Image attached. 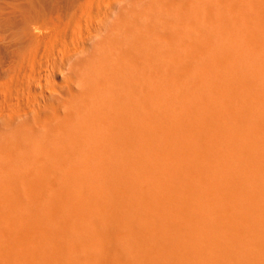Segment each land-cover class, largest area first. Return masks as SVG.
<instances>
[{"label": "rangeland", "instance_id": "obj_1", "mask_svg": "<svg viewBox=\"0 0 264 264\" xmlns=\"http://www.w3.org/2000/svg\"><path fill=\"white\" fill-rule=\"evenodd\" d=\"M263 9H264V1L263 0H235L232 26L230 25L229 29H225V30L223 29L221 31L217 46L211 48L210 50H207V48H204V49H201V50L194 52V53H193V51H194L193 49H189L188 51L191 55V60L189 61L187 66L185 65L186 68L184 69V66L183 67L182 66L177 67L178 65L172 66L171 71H170V74L172 75L171 76L172 82L170 80L168 85L166 86V88H167L166 93L164 92V94L162 93V96L158 95L156 97V99H154L153 111L151 110L152 112H154V114L152 113L153 115L151 117L152 122L151 121H148V122L145 121V122H142L144 126L143 125L139 126V128H140L139 134L140 135L138 136V141H137V144L135 146L137 153L134 157L123 158L124 157L123 152H127L132 147H129L126 144H122L121 149H123V150L119 156H118L119 151L116 152L114 147H112V148L108 147L110 150V155L107 156L104 160H102L101 158H98V157H100L99 155H95V156L75 157L69 161H56L55 159L46 158L48 156L47 155V148L50 150L51 154L54 153V154L62 155L63 153H70L72 150V145L74 143H76L78 140H80L82 138H87L81 142L82 144L84 142L88 143L91 141V139H90L91 135H89L87 133L84 134L80 130H74L73 128L67 127L65 129L64 127H62L63 124L61 123V120L57 119L56 117L53 116L52 111H47L45 113H41L42 118H40V119H43L45 121L43 124H39V120H36L35 116L32 115L31 113L21 116L23 110L26 109L27 105H28V91L30 88V73L26 72V69H27V71H29V67L27 64L28 61H26L22 55L23 46L26 44V42L24 41V36H23L22 32L25 30V28L28 25L26 23L24 13L21 9L20 0H0V145L4 146L5 139L8 138L9 136H12V138H13L12 142L13 143L10 146H14L15 149L13 150V152L15 154L17 152H19L20 154H22L23 152H30L31 153V155L28 157L30 159H17V158H14L15 156H13V159H7L6 158V157H8L7 155H5V157L3 156L2 158H0V223L3 224V226L9 225V224L11 226L13 225L12 227H10L11 230L8 232V234L5 237L0 236V246L6 247L8 244L11 245L10 241L12 240V237H14L15 234H21V232L18 231L19 227L16 225L24 223L27 226L28 225L35 226L34 228H29V227L27 228L29 230L30 235L34 236L33 239L29 240V238H28L26 240V245H25L26 248L23 249L22 247H19L15 253L18 256L26 255L28 264H38L39 258L42 255H47L48 260H46V261L49 262V260H50V262H52L51 257H49V256H55L56 253L59 252V250L55 246L56 245V237L58 236L57 234L62 231V229H63L62 224H65V222L68 220L66 222L67 224L73 223L72 227H71V233L68 234V238H69L68 240H70V243L68 245V240H67L68 246L66 245V247L68 248V250L66 248L65 249L66 252L64 251L63 253L60 251V253H62V255L59 256L60 261H57L56 263L64 264L66 262V261L63 262L64 260L69 261V259H70L71 264H73V263L74 264H97L98 262H104V264H154V263L155 264H159V263L160 264H174V263L177 264L176 261L179 263L182 260L181 258H183L182 264L183 263L184 264H187V263L190 264L191 262H192V264L193 263L196 264L197 260H199L201 262L202 261L201 259L203 258V260H205V261H202L203 263L205 262L204 264H264V213H263L264 211L262 210V207L264 209V200H263L264 199V196H263L264 195V171L262 172V169H263L262 167H264V165L263 166L261 165L264 162V158H263L264 153H261V152H264V150L261 151V149H264L263 148L264 147V135H259L260 132L257 131L259 128L264 126V24H263L264 12H263ZM221 19L225 20L224 17H222ZM32 21H34V23H35V20H32ZM193 56H194V58H193ZM181 68L184 69L186 71V73L184 72L183 75L185 77L182 76V78L179 79V81H180L179 82L177 77L174 78L173 76H175L177 74V72H180ZM174 69L178 70L175 75L172 74L173 72L176 71V70L174 71ZM169 84H170V86H169ZM170 93L172 94V96ZM168 96H170V98ZM159 97H161V98H159ZM157 98H158V100H157ZM167 98H168V101H167ZM160 100H161L162 104H160ZM158 102L160 105L158 104ZM166 102H168L169 106L164 105V104H167ZM155 103L157 105H155ZM158 106L159 107L162 106V107L158 108ZM164 107H166V108H164ZM227 108H229V109L231 108V110H233V111H234V108L237 109L238 115H233L232 113H234L235 111L234 112H232L231 110L229 111V109H227ZM157 109H159V110H157ZM213 111L214 112L216 111L215 114ZM225 111H226V113H225ZM57 112H58L60 117L64 118L65 113H64L63 109L59 108ZM142 112H144L146 114L145 110H143ZM142 112H141V114H139V116L141 118L143 115L145 116V114H143ZM208 112L211 115L208 114ZM222 112H224V114H226L225 115L226 117L223 116ZM212 115H214V117L216 115V117L213 118ZM205 116H207V117H205ZM192 117H194V118L192 119ZM211 117L213 118V120L214 119H216V120L212 121ZM190 118L192 119L193 122L191 121ZM223 118L224 119L227 118V120H224ZM143 119L144 118H142V121H143ZM195 119H197V120H200V119L204 120L205 119L209 122L212 121L213 123L217 122V125L220 126L219 130H223V129L225 130V131L223 130L224 134L221 133L217 137L218 143H219V146H218L219 148L218 147L217 148L219 149V152H221L219 154L222 156L223 160L226 157L228 158V159L226 158L227 160L225 162H228L227 164H229V167H228L229 169H227V172L224 171L227 167H226L225 162H223V160L220 157L218 159H221L220 163L223 162L222 164H224L225 167L221 164L219 165V167L223 166L224 170H223V168L219 169L217 167V170L219 169L220 172L217 171L213 174L212 173L207 174L208 177L211 176V174L213 175V176H211L212 179L209 177V181H212L211 184L214 183L215 186L218 184L216 186V189H214L215 186H212L211 184H208V183H207V185H209V188L206 185L207 189L203 188V186L199 187L203 183L201 184V182H199L200 185L195 184L196 181L192 179L193 181H195V182H192L190 184V185H192V184L194 185V186L192 185L193 189L195 188V185L199 189L200 188L205 189V190L202 189L201 192L199 189H198L199 192L195 191V193H197L195 197H192L189 199V198L184 197L183 195L182 196L176 195V192H175V194H173L174 192H171V191H165L166 192V194H165V192L161 191L162 190L161 186H159L155 189V186H158V184H159L158 180L160 179V177L162 175H163V177H162L163 179H166L168 181L170 180L169 182L175 186L177 183H179V184L185 183L184 186H186L187 182L185 180L187 179V177H182V176L184 174L186 175V173H187V176L190 177V175L192 174L194 169L189 166V168L193 169L191 171V169H189L188 165L185 163H184V166H182L180 164L178 165V163H176L175 161L172 163V160H166L165 159L166 160L165 161L164 156H163L162 160H163V162L165 161V164H163L162 161H161L162 163H160V164L158 163V162H160L159 158H160V156L162 158V155H158V153H157V155H158V157H157L155 155L156 154L155 151H157V149L160 150L159 147L165 149L169 145V143H167V141H164V136L162 135L163 136L162 137L161 134L159 133V131L162 129L163 126L164 127L169 126L170 128L175 127L174 129H176V130L179 127V129L177 130L178 133L184 134L185 131H186V133L191 131L189 133L192 134V136L194 137L195 136L194 133H196V135H197V131H198V129L196 128L197 127L196 121L194 123ZM188 120H190L191 123ZM186 122H187V124H186ZM183 123L185 125L183 127L185 130L183 128H181L183 126L182 125ZM223 124L224 125L228 124V125L224 126ZM53 125H54V127H53ZM192 125H194V126L196 125V126L194 127ZM186 126H187V128H186ZM189 126H190V128L191 127L193 128V131H192V129L189 128ZM262 130H264V127L262 128ZM179 131H181V132H179ZM199 133H200V131L198 132V134ZM228 133H229V135H228ZM260 134H264V131ZM220 140H222V141H220ZM259 140H260V142H259ZM157 141L158 142L160 141L161 143H163V145L165 144V146L167 143V146L166 147L161 146V143L160 142L158 143ZM253 142H255L254 146L251 145V143H253ZM193 143L198 144L199 142L197 140H193ZM16 144H18V146H15ZM149 144H152L153 147L151 148V146ZM154 144L156 146H154ZM259 144H261V145H259ZM106 145L107 144L101 145V143L97 144L95 147L97 148L98 153ZM249 145H250V149H251V147L253 148L251 151H249L250 150L248 148ZM1 146H0V155H2L1 154V151H2ZM157 146H158V148H157ZM242 147H243V149H242ZM256 147H259V148L262 147V148L259 149ZM85 148H86V146L83 145L82 149H85ZM145 148H147V149H145ZM148 148H151V149L155 148V150L153 151V150H150ZM118 149H119V147H118ZM241 149L248 152V154L252 152V155L254 153V154H257L259 156L261 153V155L259 156L260 157L259 160H260V162L262 161V163L256 162V161H259L257 158L258 157L257 155H253L254 157L251 156L253 159L254 158L255 159L252 160V158H251L250 159L251 161H250L249 157L251 154L248 155L246 153H243L244 151L241 152ZM246 149H248V151ZM147 150H149V151H147ZM151 151L154 154H152ZM148 152H149V155H148L147 159H144V157L146 158ZM240 152L242 154H240ZM111 153H116V154L113 156ZM234 154H236V155L240 154V159L243 157V156L241 157V155H244L245 158L243 157L242 160L240 161V159H238L239 155L236 156ZM153 155H154V157L155 156L156 157L154 158ZM247 155H248V159H247ZM233 156L234 157L236 156V158H231ZM261 156H262L263 160H261ZM153 158L155 160L158 158L159 159V160H157L158 162L157 161H156L157 163L154 162L155 160ZM123 159H134V160L127 162V161H124ZM141 159H143L144 161ZM237 159L239 160L240 164L237 165V167L232 166V164H231L232 161H233V164L236 165L238 162ZM243 159L246 160L247 164L249 161L252 164H250V162L248 165L245 164L248 167H245V165L243 164V166L245 167V168H243L242 163H246ZM151 160H153V161H151ZM228 160H230L231 162H229ZM235 160H237V161H235ZM205 162H206V160H205ZM234 162H236V163H234ZM230 164L232 167L230 166ZM139 165H140V168H139ZM189 165H191V164H189ZM259 165H261V172L260 173H261V175H263L262 178H261V175L258 176V174H260V173H258L260 170L258 169V172L256 171L257 166H258V168L260 167ZM155 166L156 167L158 166V167L155 168ZM162 166H164L165 170L162 169L163 168ZM146 167H148L147 170H145ZM183 167L186 169H189V171L186 169L184 170ZM235 167L238 169L240 167L241 168L239 170L237 169V171H236ZM171 168H175L174 169L175 172L173 171V173H172L171 171L173 169H171ZM180 168H181V170H180ZM149 169L150 170L152 169V171L155 172V173H153L152 171H150V172H152L154 177H152L150 175ZM246 169H248V171L249 170L250 171L248 172V171H246ZM129 170H131V171H129ZM159 170H160V172L157 173V171H159ZM162 170H163V174L161 172ZM182 170H184L185 172ZM252 170H253V172H252ZM126 171H128V172H126ZM206 171H212V170H206ZM221 171L222 172L224 171V172L221 173ZM228 171H229V174H228ZM241 171H243V174H241L242 173ZM246 172H247V174H246ZM124 173H127V174L125 175ZM130 173H131V175H130ZM146 173H147V175H146ZM148 173L150 176L148 175ZM169 173L172 175V176L171 175L169 176L170 179L168 178ZM174 173H177V174L173 175ZM224 173H225V175L226 174L228 175L227 177H229L231 175L229 177V179L225 175L224 176L221 175ZM239 173L241 174V176ZM140 174H142V175H140ZM155 174L157 176L158 175L159 176L157 177V176H155ZM178 174H179V176L180 175L181 176L178 177ZM235 174H237V176ZM251 174L252 175L254 174V175L252 176ZM132 175L134 176V178H132L133 177ZM232 175L235 177H238L237 180H234L235 178H233ZM242 175L245 179H243ZM244 175H249V176L245 177ZM126 176L127 177L129 176V178H127ZM138 176H141L140 179L143 178V176H144V178L147 177L148 179L150 178V180H148L147 178H145V179L143 178L142 183H141V180L138 179L139 178ZM214 176H217L218 180ZM219 176L222 178L221 180H220ZM239 176L241 177L243 182L245 181L244 187H242V185H241V184H243V182ZM257 176H258V178H256ZM32 177L33 178L35 177L34 180L35 179L38 180V181L35 180L36 182H40L39 180H41L40 184H41V188L43 191L41 189L37 188L39 190V192H38V190L36 188L32 187L34 185L32 182L35 183V181H32L33 180ZM171 177L173 178V180H177L179 178L180 179L177 181L172 180V182H171ZM174 177L177 179H175ZM151 178H153V179H151ZM183 178L185 179L184 180L185 182H183V180H181ZM224 178H226L225 181L227 180L226 182H228V183H229V181L231 183L230 178L233 179L232 181H233V183L235 182L234 183L235 185L226 184L225 181L223 180ZM251 178H253V179H251ZM26 179H27V181H26ZM29 179H30V182H29ZM128 179H131V180H128ZM155 179H158L157 180L158 182L156 181L157 184H156V182H154L155 183L154 185L151 184L152 182H150V181H152V180L155 181ZM213 179L216 182H214ZM238 179L241 181H239ZM249 179H251V180H249ZM135 180H138V181L136 182ZM143 180H144V184H143ZM219 180L221 182L225 183L226 188H227V185L229 186L227 188L228 190H226V188L224 187V184L223 183L221 184V182ZM130 181L132 182V185L130 184L131 183ZM133 181L135 184L133 183ZM179 181L182 183H180ZM236 181H238L237 185H239V188H237L238 190L236 189V187H237ZM126 182L128 184H126ZM138 182H139V184L141 183V185H140L141 189L134 190L133 186H136L139 188ZM145 182H147V183H145ZM31 183L33 185H31ZM136 183L138 184V186L136 185ZM179 184H177V185H179ZM127 185H128V187L132 186L133 188L129 187L131 189L130 190L127 187ZM220 185H222L225 189L223 187H221ZM148 186L149 187L151 186L153 190L155 189V191L158 189L156 191V193L157 192L158 193L156 194L155 191L153 192L151 189L148 188ZM181 186H183V185H181ZM230 186L232 187L231 189H230ZM113 187L116 188V189L114 188V190L112 191V192H114V194H116V193L119 194L118 192H121V194H119V196H118L119 198H117V196H115V195L110 194ZM123 187H125V188H123ZM197 187L194 190H197ZM204 187H205V185H204ZM210 187L214 189V191H213V189H212V191H213L214 196L216 195L215 198H214V196L213 197L211 196L212 192L210 190L211 189ZM121 188H122V191H121ZM145 188H147L146 190H148V192L145 191V193H147V197L151 196L150 198L148 197L149 199L155 198L153 200L156 201V204H154L155 202L153 200L149 201V202L147 201L148 203L146 202L145 203L146 205L144 204L143 201L145 199L144 198L142 199V197H145L147 200L146 195H143L145 193H142ZM241 188H243V189H241ZM246 188H248V189H246ZM126 189H128V190L126 191ZM217 189H219L221 191V194H220V191L215 192V190H217ZM233 189H235L236 191H234ZM150 190L153 193H151ZM207 190L208 191L210 190V192H211L210 195H209ZM223 190H224V192H223ZM128 191H131L132 193L130 192V195H129ZM136 191H139V192H137L140 194L139 196L136 193ZM244 191H246V192H244ZM255 191L256 192L258 191L261 195L258 192L256 193ZM125 192H127L128 194ZM202 192L204 194L201 195V197H198V195L200 196V194H202ZM206 192H207L208 196H206ZM222 192L224 194L226 192L229 195L234 194V193L235 194L238 193V195H236V196L234 195L235 198L233 200L231 198V197H233L232 195L229 196L228 194H226V195H228L226 197H229L233 200V202H232V200H230L231 201L230 202L225 197V195H223ZM241 192L247 198H245L243 196V194H241ZM122 193H124L125 195L124 194L122 195ZM193 193H192V195H193ZM195 193H194V195H195ZM217 193L220 195H223V196L220 198ZM252 193H253V195H252ZM126 194H127V197H126ZM152 194H154V195H152ZM162 194L163 195L165 194L166 197L164 196V198H163ZM167 194H168V197H167ZM257 194H258V196H257ZM128 195L129 196L133 195L132 200H134L135 202H133L131 200V197H129ZM239 195H241L243 197L242 201H240L241 203H239L242 205V207H241V205L238 204V201L241 198V197L240 198L238 197ZM114 196L118 199V201H116L117 199ZM140 196H142V197L139 198ZM152 196H154V197H152ZM157 196H159V197L156 199ZM178 196L182 197V198L184 197L186 199L181 198V201L177 200V199H180ZM123 197L125 199L129 198L130 202L131 203L133 202L134 205L132 203L133 206L130 207L131 203L128 201V199H126V200L123 199ZM197 197H198V199L196 200L197 203L194 204L195 198H197ZM204 197L206 198V199H204L205 201H207V198L209 199V201L208 202L203 201ZM135 198H137L136 199L137 201L135 200ZM159 198H161L162 200ZM200 198H202V199H200ZM237 198H238V201L236 202ZM119 199H122L123 201L119 202V201H121ZM165 199L168 201V203L167 202L165 203V201H164ZM192 199L194 201H192ZM214 199H216V200H214ZM217 199L218 200L222 199V202L218 201ZM225 199L228 200L226 202L231 204V206L233 204L235 205L237 203L235 206L236 208L234 206H233L234 208L232 207L233 210H231V207H228L227 210L231 211L229 213L224 208V204H226ZM245 199L247 201L250 200V202L249 201L248 202L249 203L252 202L253 205H252V203L249 204ZM253 199H254V201H253ZM158 200L163 201V203L159 202ZM210 200L212 203L210 202ZM183 201L185 203L187 202V204H185ZM201 201H203L206 204H204ZM245 201H246V203H245ZM84 202H85V204H84ZM137 202H139V203H137ZM140 202H142V203H140ZM150 202L151 203L153 202V204H151ZM157 202L159 203L158 206H157ZM176 202H178V204ZM209 202L213 206L209 205ZM218 202H219V205H218ZM105 203L108 205H105ZM116 203H118L119 205ZM164 203H165V207L163 208L161 206H164L163 205ZM207 203L209 206L208 208H210L212 211H213L212 208H214V206L216 207V205H218L219 208L221 207L222 210H221V208L218 209L216 207L217 209L214 208L216 213L213 211L215 213V214H213L211 212V210L207 209V207H206ZM135 204L137 206H135ZM167 204H169L168 208L166 207ZM174 204L177 206H175ZM179 204H180V206H179ZM188 204L189 205L193 204V206H191L193 208L190 207V209H189V207H188L187 208L188 210H184V211H182V209H180V211L178 210V207L182 208V206L184 207V206H187ZM198 204H200V205L198 206ZM229 204H228V206H230ZM103 205H104L103 209L106 208L104 213L102 212V206ZM120 205L121 206L123 205V208L126 206L128 209L125 208L123 210ZM238 205L241 208V210H240V208L237 209ZM261 205H262V207H261ZM95 206H96V208H94ZM140 206L143 207V209H141ZM149 206H150V208H149ZM155 206H157V207L160 206V207L156 210L157 207L155 208ZM169 206H170V208L172 207V209H169ZM204 206L206 208H204ZM225 206L227 208V204ZM256 206H257V208H256ZM51 207L52 208L53 207L54 208H56V207L60 208L59 214L55 215L53 212L50 213V211H52ZM99 207H101L100 210L102 213L99 212ZM144 207H145V209H144ZM194 207H197V209L199 208V211L196 209L197 211L195 210V211H193V213L196 212V214H198V213L200 214L202 212L201 215L203 214L202 217H205V219H203L202 217H201L202 218L201 219L199 214H198L199 217L198 216L196 217V214L191 213L192 209L194 210ZM49 208L51 210H49ZM62 208H63V212H62ZM201 208H202V211H201ZM229 208H230V210H229ZM242 208H244L245 210H243ZM66 209L68 210V215H67ZM164 209H165V211H164ZM204 209L208 210V212H211L214 217H212V214L211 213L209 214ZM46 210L49 212H47ZM74 210L77 212H75ZM136 210L138 212L139 211H141V212L138 213ZM154 210L157 212H155ZM219 210H220V213H219ZM225 210L227 212L224 213V219H223L222 213L225 212ZM64 211H66V212L64 213ZM72 211H73V213H72ZM146 211H147V214H146ZM148 211L151 213H148ZM189 211H190V215H189ZM217 211H218V213H217ZM232 211L234 212V215H236V216L233 215V217H231V219H232V221H231L229 217L232 216V214H231V213H233ZM245 211H247L248 213L246 214ZM74 212L76 213L75 215H74ZM178 212H182L181 216H180V214L177 215ZM205 212L209 215H207ZM69 213L71 215H69ZM89 213H92V214L90 215ZM128 213H130V216ZM131 213H133V214H131ZM168 213H170L169 217H168V215H169ZM183 213L184 214L187 213V215H189V216L186 215L184 218ZM86 214H87V216H86ZM102 214L103 215L105 214L104 217ZM112 214L115 215V217L113 216L115 219L112 217ZM137 214H138L139 218L136 217ZM139 214H143L142 220H139L141 217ZM144 214L146 215V217H144L145 216ZM148 214H150V215H148ZM158 214H160V215L163 214V216L161 215L163 218L162 220H159V219H161V217ZM216 214H218V216H219V214H222V215L219 216V218H218V216ZM229 214H231V215L229 216ZM80 215H81V218H83V219L85 217V219L83 220L84 222L81 220ZM151 215H152V217H151ZM164 215H165V217H164ZM245 215H246V218H245ZM69 216H70V218H69ZM71 216H72V218H71ZM148 216H150V218L154 219V221H152V219L150 220V218ZM192 216L196 219L191 218ZM58 217H60V218L64 217L66 220L63 219L64 221H61V219H59ZM73 217H75L76 219L75 218L73 219ZM172 217L173 218L178 217V218L173 221V219H170ZM181 217L183 219H181ZM220 217H221V219H220ZM234 217H235V219H234ZM86 218H89L87 220V222H86ZM91 218H93V219H91ZM96 218L99 219V221ZM132 218H134L135 220L134 219L132 220ZM147 218H148V220H147ZM188 218H190V219H188ZM199 218H200V220H198ZM227 218H229L228 220L231 223H228ZM244 218L247 220L244 221ZM77 219H78V222H77ZM102 219H104V221H102ZM143 219H145V220L143 221ZM191 219H192V222L190 224H189V222L187 223V221H189ZM214 219L215 220L220 219L219 221H221V222L217 223L218 220L214 221ZM222 219L224 220V222L222 221ZM240 219L243 220V221H241V222H243V224L239 222ZM89 220H91V223ZM113 220H115V221H113ZM130 220L132 223L130 222ZM177 220L179 221V223H177L178 222ZM195 220H196V223L192 224L193 222H195ZM235 220L236 221L239 220V221L235 222ZM249 220L251 221V223L249 222ZM252 220L254 222H252ZM73 221H75L76 225H78V226H76ZM94 221H95V223L99 222V226L101 228L100 230H102V228H103L102 231L103 232L105 231L104 232V236L106 234V236H105L106 241L105 242L107 243L108 247L100 248L98 250V247L100 246V244L98 243V240L95 242V238H96L95 236L96 235L94 233V231L96 232V230L98 229L96 227L98 225V223H97V225H95V223L94 224L92 223ZM145 221H147V224H148V222L151 223L152 226H151V224L148 226ZM160 221L162 223H166V221H167V223H169L170 225L167 223L162 224ZM201 221H203L205 224H203V222H201ZM209 221L211 223L213 222L216 225L217 229L215 227L212 228V226L214 224L212 223V226H211V223ZM225 221H227L228 224ZM233 221L235 223H237V225L233 224V226H231ZM70 222H72V223H70ZM107 222H108V225H106ZM114 222H116V223L118 222L119 225H117L118 223L116 224ZM156 222L158 225L156 224ZM197 222L202 223V225H203V226L201 224L197 225V226L203 227V228L198 227L199 230L201 231L200 232L201 234L199 233V230L196 226V224H198ZM255 222H257L256 225H255ZM173 223H176V226L178 224V226H177L178 229ZM183 223H184V225H186L185 227H184V225H181ZM208 223H210V224H208ZM103 224H104V226H103ZM112 224H113V226H112ZM133 224H134V226H133ZM160 224H162L165 227V230L162 227V225H160ZM171 224H173V226L175 228ZM219 224H221L222 226L224 224H227V225H224L222 227L221 225L219 226ZM73 225H75V226L73 227ZM90 225L92 227L93 226H95V227L92 228ZM187 225H188V227H187ZM205 225L206 226L210 225L209 227H207L208 231H207V228L205 231L203 230L206 227ZM228 225H229V227H228ZM115 226H116V229H115ZM157 226H159V229H160V227H162L161 229H163L164 231L162 230V232H161V230L157 229L158 228ZM179 226L184 227V229L183 228L179 229L180 228ZM218 226L220 227V229ZM85 227H86V229H83ZM117 227H120V228H117ZM152 227L154 229H152ZM186 227H187V229H186ZM193 227H195V228L192 230ZM10 228H8V229H10ZM75 228H76V230H74ZM136 228H138V230ZM201 228H202V230H201ZM209 228H211V229L209 230ZM222 228H223V231L228 230V231H226L227 235L224 234V232L222 231ZM89 229L91 231V234H90ZM134 229H135V231H134ZM166 229H167V231H166ZM185 229H186V231L188 230L187 232L190 234H188L185 231ZM189 229L192 232H194L196 230L197 231L194 232L195 233L194 234V233H191V231ZM231 229H232V231L233 230H235V231L232 232ZM82 230L85 233L82 234V232H83ZM92 230H94V231H92ZM141 230H143V231H141ZM156 230L158 232L160 231V233H158ZM169 230H171V231H169ZM172 230H174V232H175L174 234H172L173 233ZM176 230H178L179 233L176 232ZM179 230H181V231H179ZM219 230L222 231L225 236L222 235V232H220ZM241 230L244 231L243 234H245V235L242 234ZM77 231H80V232H77ZM155 231L157 233H155ZM206 231L209 232L208 233L209 238L206 237V236H208ZM216 231H217V233H216ZM230 231L232 233H229ZM87 232H89V233L86 234ZM97 232H98V230H97ZM115 232H118V233H115ZM129 232H131V233H129ZM143 232H145V234L147 236ZM165 232L168 233L169 235L166 234ZM180 232H182V234L185 235L184 240L183 239L181 240V238L184 237V235L182 236V234ZM203 232L205 233V237H204ZM210 232H211V236H210ZM219 232L221 234H219ZM79 233H80V237H79ZM132 233H133V235L136 233V235L133 236ZM154 233H155V235H154ZM164 233H165V235H164ZM198 233H199V235H198ZM213 233L215 234V236ZM238 233L241 235H239ZM157 234H160V235L157 236ZM216 234L217 235L219 234V235L216 236ZM69 235H70V237H69ZM72 235H74V236H72ZM76 235L78 237H76ZM81 235L84 237H82ZM92 235L94 236V238H92ZM130 235H132L133 237H131ZM138 235H141V236H138ZM170 235H171V237H170ZM178 235H179V237H178ZM186 235L188 236V238L191 239V240L189 239V242L188 241L186 242V240H187ZM189 235H192V236L190 237ZM197 235L199 237H201L200 235H202L204 238V240H203V239H199V237H198L197 241H200V242H198L199 245L198 244L196 245L197 242H196L195 237H197ZM85 236H86V239H85ZM174 236H175V238H172ZM220 236H223V237H220ZM137 237H138V239H137ZM162 237L163 238L165 237L164 238V240L166 239L165 242L170 241L172 245L169 242L167 245V243L164 242ZM210 237H212V238L214 237L216 239L215 240L214 239L209 240ZM218 237L220 239H217ZM76 238H78V239L76 240ZM80 238H82V239H80ZM140 238H142V240ZM143 239H144V241H143ZM173 239H175V241L179 240L180 244H178V242L176 243ZM80 240L83 241V243L79 242ZM91 240H92V243H91ZM140 240H141V242L143 241L141 244L139 242ZM145 240H147V241H145ZM201 240L204 243H202ZM217 240H218V242L220 240V242H221L220 245L222 248L217 243ZM206 241L209 242L210 244L207 243ZM210 241H212V242H210ZM87 242H88V244H85V246H84V243H87ZM89 242L93 245H91ZM93 242H95V243H93ZM147 242H149V243H147ZM183 242H185V243H183ZM72 243L74 245L73 248H72ZM79 243H80L81 247L78 246ZM145 243H147L149 245H145ZM188 243H189V245H188ZM213 243H216V244H213ZM95 244L97 245V247ZM174 244H176V245H174ZM207 244H209V245H207ZM90 245H91V248H90ZM186 245L188 246V248ZM203 245H207L208 247H201ZM147 246H149V247L147 248ZM177 246H178V248H177ZM180 246H182V247L180 248ZM197 246H198V248L201 247L200 250L196 248ZM212 246H214V247H212ZM74 247L75 248L77 247V249L73 250ZM86 247H89V249ZM194 247L196 248L195 251H194ZM215 247H217V248H215ZM69 248H71L72 250ZM92 248H94V249H92ZM169 248H171L172 250ZM226 248H227V250H226ZM80 249H83L82 251H85V252L82 253V251ZM148 249H150V253L147 252ZM177 249H179V250H177ZM210 249H211V251H210ZM222 249H224V250H222ZM56 250H58V251H56ZM88 250H90V251H88ZM94 250L96 252H94ZM166 250H167V253H164V252H166ZM169 250H171V251L169 252ZM197 250H198V253L196 252ZM202 250H205L204 252H206V253H204V252L201 253ZM71 251H73V252H71ZM177 251H179L178 254H176ZM183 251H184V253H183ZM213 251H214V253H216V251H217V253L214 254V253H212ZM151 252H152V255H151ZM171 252H173V253H171ZM181 252L183 254H186V255L189 254L190 259L188 260L189 255H188V257L187 256L185 257L184 255H182ZM169 253H171L172 255H170ZM63 254H64V256H63ZM67 254H70V256L69 255L67 256ZM174 254L177 255V256H175V258L178 257V255H179V257L175 259L173 257ZM168 255H169V257H168ZM170 256H171V258H170ZM64 257H65V259H64ZM67 257H68V259H66ZM71 257H72V259H71ZM184 258H186L187 260ZM61 259H64V260H62V262H61ZM195 260H196V262H195ZM199 261L197 262V264H200ZM50 262H49V264H53V262L52 263H50ZM70 262H68V263L66 262L65 264H70ZM56 263H54V264H56ZM203 263H201V264H203ZM17 264H19V262Z\"/></svg>", "mask_w": 264, "mask_h": 264}, {"label": "bare ground", "instance_id": "obj_2", "mask_svg": "<svg viewBox=\"0 0 264 264\" xmlns=\"http://www.w3.org/2000/svg\"><path fill=\"white\" fill-rule=\"evenodd\" d=\"M234 2H235V0H20L21 9L24 13L25 20H26V23L28 25L25 28V30L22 32L23 36H24V41L26 42V44L23 46V49H22V55H23V58L26 61H28L27 64L29 67V71H27V69H26V72L30 73V88L28 91V105H27V108L23 110L21 116L31 113L32 115L35 116L36 120H39V124H43L45 121L43 119H40V118H42L41 113H45L47 111H52L53 116L56 117L57 119L61 120V123L63 124L62 127H64L65 129L67 127L73 128L74 130H80L84 134L87 133V134L91 135L90 136L91 141L88 143L87 142H84L83 144L81 143L84 139H87V138H82V139L78 140L76 143H74L72 145V150L70 153H63L62 155L54 154V153L51 154L50 150L47 148V155L48 156L46 158L55 159L56 161H69L75 157L99 155L100 157H98V158H101L102 160H104L107 156L110 155V150L108 147H111V148L114 147L116 152L119 151V154H118V156H119L123 150V149H121L122 144H126L129 147H132L127 152H123V155H124L123 158L134 157L137 153L135 146H136L137 141H138V136L140 135L139 134L140 133L139 132V129H140L139 126L143 125L142 122H145V121L148 122V121L152 120L151 117L154 114V112H152L153 107H154L153 106L154 105V99H156V97L158 95L162 96V93L163 94H164V92L166 93V89H167L166 86L168 85L170 80L172 82V79H171L172 75L170 74L172 66H174V65H176V66L178 65L177 67H180V66L183 67L184 66V69H185L186 66L188 65L189 61L191 60V55L188 51L189 49H193L194 50L193 53H194V52H197V51L204 49V48H207V50H210L211 48L217 46L221 31L223 29L224 30L229 29L230 25L232 26V20H233V14H234ZM263 12H264V9H263ZM222 17H224L225 20H222L221 19ZM32 20H35V23ZM263 24H264V20H263ZM194 56H193V58H194ZM184 69H182V68H181V70L179 69L180 72H177L178 70L174 69V71L175 70L176 71L173 72L172 74L175 75L176 72H177V74L173 77L174 78L177 77L178 81H179V79L182 78V76L185 77L183 75L184 72L186 73V71ZM169 86H170V84H169ZM171 96H172V94H171ZM168 97L170 98V96H168ZM159 98H161V97H159ZM157 100H158V98H157ZM167 101H168V98H167ZM166 103L167 104H164V105L169 106L168 102H166ZM158 104H159V102H158ZM160 104H162L161 100H160ZM155 105H157V104L155 103ZM160 107H162V106H160ZM160 107L158 106V108H160ZM59 108L64 110V113H65L64 118L59 116V114L57 112ZM164 108H166V107H164ZM227 109H229V108H227ZM143 110L146 111V114L144 112H142ZM157 110H159V109H157ZM230 110H231V108L229 109V111ZM231 111L232 112L235 111L234 113H232L233 115H238L237 109L234 108V111L233 110H231ZM141 112L143 114H145V116L143 115L144 117L142 116V118L145 119V120L143 119V121H142V118L139 116V114H141ZM215 112H214V114H215ZM225 113H226V111H225ZM208 114H210V113L208 112ZM222 114H223V116L226 115V114H224V112H222ZM212 116H213V118L216 117V115H215V117H214V115H212ZM194 117H192V119ZM205 117H207V116H205ZM213 118L211 120L215 121L216 119L213 120ZM192 119H191V121H192ZM197 119L194 120V123L196 121V125H197L196 128L198 129V131H197V135H196V133H194L195 134L194 137L192 136V134L189 133V132H191L189 130H188L189 131L188 133H186V131H185L186 134L185 133L184 134L178 133L177 130L179 129V127H178L179 125L177 126L178 127L177 130L174 129L175 127L170 128L169 126L168 127L163 126L162 129L159 131L161 136L162 135L164 136V141H167V143H169V145L167 146V143L165 142L166 146H167L166 147L165 144L163 145V143H161L159 141L161 143V146H165L166 148L163 149V148L159 147L160 150L157 149L158 152L155 151L156 152L155 155L157 157H158V155H162V158L160 156V158H159L160 160L158 158L155 160L154 158L156 156L154 157V155H153V157H154L153 159L155 160L154 162L159 160L160 162H158V161L157 162L159 164L162 163L163 162L162 159L164 156V160L165 159L166 160H172V163L175 161L176 163H178V165L180 164L182 166H184V163H185L188 165V168L190 166L194 170L189 168V169H191V171L193 170L191 175L188 173L190 175V177L187 176V173H186V175L184 174L182 176V177H187L186 180L184 178L181 179V180H183V182H185V181L187 182L186 186H184L185 183L179 184L177 182L176 183L179 184L180 186L177 184L175 186L169 182L170 180L168 181L166 179H163L162 178L163 175H162L159 180L155 179V181L154 180L150 181V182H152L151 184H153V185L155 184L154 182H156L157 180L159 181V182L157 181L159 184H158V186H155V189L157 187L161 186L162 192L171 191V192H174L173 194H175V192H176V195H179V196L183 195L184 197L190 199V198L196 196L197 193H195V191L197 192L199 189L195 185V188L197 187V190H194L195 189V188L193 189L194 185L193 184H192L193 186L190 185L192 182L196 181L197 183L195 182V184H198V185H200L199 182H201V184L202 183L203 184L200 185L199 187L203 186V188L207 189V187H206L207 183L208 184L212 183V181H209V177L211 178V176H213L212 175L213 173H215L217 171L220 172L219 169L223 168V166L225 167V165L222 163L225 162L228 158L226 157L227 159L225 158L223 160L222 156L219 154L221 152H219V149H218L219 143H218V138H217L218 135L223 133L225 130L224 129H223L224 131L219 130L220 126L217 125V122L213 123L212 121L209 122L205 119H204L205 121L203 119H200V120H197ZM224 120H227V118H225ZM188 121H190V120H188ZM191 121H190V123H191ZM186 124H187V122H186ZM182 125L183 126L181 128H183L185 126L184 123ZM227 125L228 124H226L224 126H227ZM192 126H194V125H192ZM53 127H54V125H53ZM263 127L264 126L259 128L257 131L262 133L264 131V130H262ZM186 128H187V126H186ZM189 128H190V126H189ZM190 129H192V131H193L192 127ZM199 131H200V133L198 134ZM179 132H181V131H179ZM260 133H259V135H264V134H260ZM228 135H229V133H228ZM12 139H13L12 136H9L8 138L5 139L4 146L0 145L2 147V151H1L2 155H0V158H2L3 156L5 157V155H7L8 156V157H6L7 159H13V156H15L14 158H17V159H30V158H28L31 155L30 152H23L22 154H20L19 152H17L15 154L13 152V150L15 148H14V146H10L13 143ZM193 140H197L199 143L194 144ZM222 140H220V141H222ZM259 142H260V140H259ZM99 143H101V145L102 144H107V145L105 147H103V149L98 153V150L95 146ZM253 143H251V145L254 146L255 142H253ZM83 145L86 146L85 149H82ZM149 145L151 146V148L153 147L152 144H149ZM259 145H261V144H259ZM15 146H18V144H16ZM154 146H156V145L154 144ZM158 146H157V148H158ZM118 147H119V149H118ZM259 147H256V148H259ZM151 148H148V149L153 150V151L155 150V148L154 149H151ZM248 148L250 149V145ZM261 148H259V149H261ZM145 149H147V148H145ZM242 149H243V147H242ZM242 149H241V152L244 151L243 153L248 154V152H246L245 150H242ZM252 149L253 148L251 147V149L249 151H251ZM246 150L248 151V149H246ZM262 150H264V149H261V151ZM147 151H149V150H147ZM241 152H240V154H242ZM157 153H158V155H157ZM261 153H264V152H261ZM261 153H260V155H261ZM111 154L114 156L116 153H111ZM152 154H154V153L152 152ZM240 154H238L239 155L238 159H240ZM249 154H251L249 157V160L252 158L251 156L257 155L254 153L252 155V152ZM148 155H149V152H148L146 158L144 157V159H147ZM234 155H236V154H234ZM238 155H236V156H238ZM248 155H247V159H248ZM236 156L235 157L233 156L231 158H236ZM242 156L245 158L244 155H241V157ZM259 156L257 157L258 160L260 158ZM220 157L223 160L222 163H220L221 159H218ZM242 158L240 159V161L242 160ZM254 159L252 158V160H254ZM123 160L128 162V161H132L134 159H123ZM141 160H143V159H141ZM205 160H206V162H205ZM237 160H235V161H237ZM261 160H263L262 156H261ZM151 161H153V160H151ZM165 161L163 162V164H165ZM228 161L231 162L230 160H228ZM244 161L246 162V160H244ZM238 162H239V160H238ZM238 162L236 165H234L233 161H232L231 164H232V166L237 167V165L240 164V162L239 163ZM249 162H248V164H249ZM256 162L262 163V161L260 162V160L256 161ZM188 163L191 165H189ZM227 163L228 162H225L227 168L225 170L223 168V170L226 172H227V169H229L228 168L229 164H227ZM234 163H236V162H234ZM263 163L261 164L262 166L264 165ZM220 164L223 166L219 167ZM231 164H230V166H231ZM243 164L248 165L247 162L242 163V166H243ZM250 164H252V163L250 162ZM246 165H245V167H248ZM261 165H259L260 166L259 168L257 166L256 171L258 172V169L260 170L258 173L261 172ZM157 167L155 166V168H157ZM162 167H163L162 169H164V166H162ZM217 167L219 168L218 170H217ZM245 167L243 166V168H245ZM139 168H140V165H139ZM147 168L148 167H146L145 170H147ZM262 168H263L262 169V172H263L264 167H262ZM171 169H173L171 171L173 173L175 168H171ZM185 169L186 168H184V170ZM189 169H186V170L189 171ZM237 169L238 168H236V171H237ZM180 170H181V168H180ZM184 170H182V171H184ZM206 170H212V171H206ZM129 171H131V170H129ZM150 171H152V169L151 170L149 169V172ZM246 171H248V169H246ZM126 172H128V171H126ZM152 172L155 173L154 171H152ZM152 172H150V175L152 177H154ZM158 172H160V170L157 171V173ZM161 172L163 174V170ZM223 172L221 171V173H223ZM241 172H242L241 174H243V171H241ZM252 172H253V170H252ZM208 173H212L211 176L208 177L207 176ZM225 173L221 174V175L224 176ZM124 174L126 175L127 173H124ZM176 174L177 173H174L173 175H176ZM228 174H229V171H228ZM241 174H240V176H241ZM246 174H247V172H246ZM130 175H131V173H130ZM140 175H142V174H140ZM146 175H147V173H146ZM148 175H149V173H148ZM170 175L171 174L169 173L168 178ZM235 175L237 176V174H235ZM260 175H261V173L258 174V176H260ZM155 176H157V175L155 174ZM180 176L178 174V177H180ZM225 176L227 177L228 175L226 174ZM244 176L246 177L249 175H244ZM258 176L256 178H258ZM262 176L263 175H261V178H262ZM138 177H139L138 179H140L141 176H138ZM214 177H216V179L218 178L217 176H214ZM229 177H227V178L229 179ZM232 177L235 178L234 180H237V178H238V177H235L233 175H232ZM242 177H243V175H242ZM34 178L32 181L36 180V179L34 180ZM127 178H129V176ZM132 178H134V176ZM143 178H144V176H143ZM143 178L140 179L141 183H142ZM145 178H147V177H145ZM231 178H230L231 183L228 180L230 184L228 182H226L227 180L225 181L226 178H224L223 180L228 185H235L234 184L235 182L233 183V181H232L233 179H231ZM151 179H153V178H151ZM175 179H177V178H175ZM179 179H177V180H179ZM192 179L195 181H193ZM214 179H213V181L216 182ZM221 179L222 178L220 177V180ZM240 179H241V177H240ZM243 179H245V178L243 177ZM251 179H253V178H251ZM251 179H249V180H251ZM128 180H131V179H128ZM148 180H150V178ZM172 180H173V178L171 177V182H172ZM177 180H173V181H177ZM241 180H239V181H241ZM26 181H27V179H26ZM36 181H38V180H36ZM36 181H35V183L32 182L34 185L31 183V185H33L32 187L42 190L41 184H40L41 180H39L40 182H36ZM135 181L137 182L138 180H135ZM29 182H30V179H29ZM157 182H156V184H157ZM242 182H243V180H242ZM244 182H243V184L240 183L242 185V187H244ZM133 183H134V181H133ZM141 183L139 184V182H138L139 188L136 186H133L134 190L141 189V186H140ZM145 183H147V182H145ZM180 183H182V182H180ZM222 183L223 182H221V184ZM225 183H223L224 187H225ZM126 184H128V183L126 182ZM130 184L132 185V182ZM138 184L136 183L137 186H138ZM143 184H144V180H143ZM237 184H238V181H236V185ZM181 185H183V186H181ZM204 185H205V187H204ZM211 185L215 186L214 183ZM228 185H227V188L229 187ZM151 186L150 187L148 186V188L154 192L155 189L153 190ZM207 186L209 188V185H207ZM216 186L214 189H216ZM220 186L223 187L222 185H220ZM127 187H128V185H127ZM129 187L133 188L132 186H129ZM114 188L115 187H113L110 194L115 195V196H117V198H119L118 196H119V194H121V192H118L119 194H117V193L114 194V192H112L114 190ZM123 188H125V187H123ZM203 188L199 189L200 192L202 191ZM227 188H226V190H228ZM231 188L232 187L230 186V189ZM237 188H239V185H237L236 189ZM146 189L147 188H145L144 191L143 192L141 191V192L142 193H145V191L148 192V190H146ZM212 189L213 188H211L210 190L212 192L211 196L213 197L214 196V194H213L214 189H213V191H212ZM241 189H243V188H241ZM246 189H248V188H246ZM127 190L128 189H126V191ZM203 190H205V189H203ZM210 190L209 191L207 190L209 195L211 194ZM233 190L236 191L235 189H233ZM121 191H122V188H121ZM139 191H136V193ZM152 191H151V193H153ZM156 191H155V193H156ZM216 191H220V190L217 189V190H215V192ZM38 192H39V190H38ZM128 192L130 195L131 191H128ZM193 192L195 193V195ZM223 192H224V190H223ZM244 192H246V191H244ZM125 193H127V192H125ZM192 193H193V195H192ZM123 194L124 193H122V195ZM127 194H126V197H127ZM137 194H138V196L140 195L139 193H137ZM165 194H166V192H165ZM165 194L164 195L162 194L163 198H164ZM203 194L204 193L202 192V194H200V196L198 195V197H201V195H203ZM220 194H221V191H220ZM220 194H218L220 198L223 195H225V197L229 195L226 192H225V194L223 193V195H220ZM226 194H228V195H226ZM241 194H243V193L241 192ZM143 195H146V197H147V193H145ZM152 195H154V194H152ZM231 195L233 196L231 198L234 200L235 196L238 195V193L237 194L234 193ZM231 195H229V196H231ZM252 195H253V193H252ZM132 196H129V197H131V200L133 198ZM206 196H208L207 192H206ZM215 196H214V198H215ZM243 196L245 197L244 194H243ZM257 196H258V194H257ZM124 197H123V199H125ZM141 197L142 196H140L139 198H141ZM148 197H147V200L145 197H142V199L144 198L146 200V201L142 200L144 202V204L147 201L149 202V201H152L153 199H155V198L149 199L151 196L149 198ZM152 197H154V196H152ZM158 197L159 196H157L156 199ZM167 197H168V194H167ZM198 197L195 198L194 204L197 203L196 200L198 199ZM238 197L239 198L241 197L239 199V201H238V198L236 200V202L238 201V204H239V203H241L240 201H242L243 197L241 195H239ZM179 198L180 199H177V200L181 201L182 197H179ZM186 198H184V199H186ZM226 198L229 201L232 200L229 197H226ZM245 198H247V197H245ZM126 199H128V201L130 202L129 198H126ZM136 199L137 198H135V200ZM159 199H161V198H159ZM200 199H202V198H200ZM204 199H206V198L204 197L203 201H205ZM227 199H225V202L228 201ZM254 199H253V201H254ZM119 200H121L119 202L123 201L122 199H119ZM161 200L160 201L158 200V201L163 203V201H161ZM214 200H216V199H214ZM233 200H232V202H233ZM116 201H118V199ZM132 201L135 202L134 200H132ZM164 201H165V203L166 202L168 203V201L166 199ZM192 201H194V200L192 199ZM203 201H201V202H203ZM208 201H209V199L207 198V201H205V202H208ZM218 201L222 202V199L218 200ZM246 201H245V203H246ZM248 201L250 202V200H248ZM154 202H155L154 204H156V201H154ZM210 202H211V200H210ZM210 202H209V205H212V204H210ZM118 203H116V204H118ZM132 203L130 204V207L134 205V203H133V205H132ZM137 203H139V202H137ZM140 203H142V202H140ZM165 203L163 204L164 206H161L162 204L160 203L161 204L160 206L164 208ZM176 203L178 204V202H176ZM251 203H249V204H251ZM84 204H85V202H84ZM151 204H153V202ZM185 204H187V202ZM204 204H206V203H204ZM226 204H227V208L225 206ZM226 204H224V208L226 210L228 209V207H231V210H233L232 207L233 206L235 207L237 203L235 205L232 203L233 204L232 206L228 202H226ZM228 204L230 206H228ZM105 205H108V204L105 203ZM123 205L122 206L120 205V206L124 210L127 207L125 206L123 208ZM158 205H159V203L157 202V206ZM168 205L169 204H167V206H166L167 208H168ZM199 205L200 204H198V206ZM218 205H219V202H218ZM218 205H216V207L218 209H220L221 207L219 208ZM239 205H241V204H239ZM239 205H238L237 209L240 208ZM252 205H253V203H252ZM96 206L94 208H96ZM135 206H137V205L135 204ZM157 206H155V208ZM170 206H169V209H172V207L170 208ZM175 206H177V205H175ZM179 206H180V204H179ZM191 206H193V204L192 205L188 204L187 206H184V207L182 206V208L178 207V210L179 211H180V209H182V211L188 210L187 208L189 207V209H190ZM103 207H104V205L102 206V212L104 213L106 208L103 209ZM145 207H144V209H145ZM159 207H157L156 210ZM206 207H207V209L211 210L210 208H208L209 207L208 203H207ZM206 207L204 206V208H206ZM216 207L214 206V208H216ZM241 207H242V205H241ZM261 207H262V205H261ZM100 208L101 207H99V212L102 213ZM149 208H150V206H149ZM191 208H193V207H191ZM214 208H212V209L216 213ZM256 208H257V206H256ZM51 209H52V211H50V213L53 212L55 215L59 214L60 208H57V207L52 208L51 207ZM51 209L49 208V210H51ZM141 209H143V207H141ZM165 209H164V211H165ZM196 209H197V207H194V210L192 209L191 213H193V211H195ZM242 209L245 210L244 208H242ZM197 210L199 211V208ZM204 210H206V209H204ZM221 210H222V208H221ZM226 210L223 213L221 212L223 214V219H224V213H226L228 211V210L227 211ZM229 210H230V208H229ZM240 210H241V208H240ZM262 210L264 211L263 207H262ZM201 211H202V208H201ZM213 211L211 210V212L213 214H215ZM47 212H49V211H47ZM62 212H63V208H62ZM65 212L66 211H64V213ZM75 212H77V211H75ZM75 212H74V215L76 214ZM140 212L141 211H139L138 213H140ZM155 212H157V211H155ZM206 212H208V210H206ZM211 212H208V213L210 214ZM229 212H231V211H228V213ZM245 212H246V214L248 213L247 211H245ZM72 213H73V211H72ZM148 213H151V212L148 211ZM181 213L182 212H178L177 215L180 214V216H181ZM201 213L200 214L198 213L200 215V218L203 215V214L201 215ZM217 213H218V211H217ZM219 213H220V210H219ZM89 214L91 215L92 213H89ZM128 214L130 216V213H128ZM131 214H133V213H131ZM146 214H147V211H146ZM168 214L167 215L169 217L170 213H168ZM193 214H196V212ZM198 214H196V217L198 216ZM209 214H207V215H209ZM213 214H212V217H214ZM222 214H219V216H221ZM231 214H232V216H230ZM231 214H229V216H230L229 218L232 221L231 217H233L234 212ZM67 215H68V210H67ZM69 215H71V214L69 213ZM104 215H103V217H104ZM139 215L141 216L139 220H142L143 214H139ZM148 215H150V214H148ZM158 215H160V214H158ZM161 215L163 216V214H161ZM161 215H160L161 219H159V220L163 219ZM186 215H187V213L183 215L184 218ZM189 215H190V211H189ZM189 215H187V216H189ZM216 215L218 216V214H216ZM86 216H87V214H86ZM113 216L115 217V215L112 214V217ZM193 216L191 218L196 219ZM219 216H218V218H219ZM234 216H236V215H234ZM136 217H138V214ZM144 217H146V215ZM148 217L150 218V216H148ZM151 217H152V215H151ZM164 217H165V215H164ZM182 217H181V219H183ZM58 218L61 219V221L66 220L64 217H61V218L58 217ZM69 218H70V216H69ZM71 218H72V216H71ZM74 218L75 217H73V219ZM80 218H81V215H80ZM177 218L172 217L170 219H173V221H174ZM200 218L198 220H200ZM202 218L205 219V217H202ZM229 218H227V220ZM245 218H246V215H245ZM245 218H244V221L247 220ZM84 219H85V217H84ZM84 219L81 218L82 221ZM88 219L89 218H86V222ZM91 219H93V218H91ZM133 219L134 218H132V220ZM151 219L152 218H150V220ZM188 219H190V218H188ZM215 219H214V221L218 220V219L217 220H215ZM220 219H221V217H220ZM223 219H222V221L224 222ZM234 219H235V217H234ZM97 220L99 221V219H97ZM144 220L145 219H143V221ZM147 220H148V218H147ZM219 220L217 221V223L221 222ZM89 221L91 223V220H89ZM102 221H104V219H102ZM113 221H115V220H113ZM152 221H154V219H152ZM238 221L235 220V222H238ZM241 221H243V220L240 219L239 222L243 224V222H241ZM66 222H65V224H62L63 229L61 232H59L57 234L58 236L56 237V245L55 246L57 247L59 252H57L58 254L56 253L55 256H49V257H51L53 264L56 263L57 261H60L59 256H61L62 253L67 248L66 247L67 240L69 239L68 234L71 233V227H72L73 223L70 222L72 224H67ZM73 222L75 223V221H73ZM77 222H78V219H77ZM130 222H131V220H130ZM145 222L147 224V221H145ZM188 222L190 224L192 222V219L187 221V223ZM201 222H203V221H201ZM225 222L227 223V221H225ZM235 222L233 221L231 226H233V224L237 225V223H235ZM249 222L251 223L250 220H249ZM252 222H254V221L252 220ZM92 223L94 224L95 221ZM97 223H98V225H97ZM97 223H95V225H97L96 227L98 228L97 229L98 232H97V230H96V232L94 230H92V231H94V233L96 235L95 236L96 237L95 242L98 240V243L100 244V246L98 247V250H99L100 248L108 247V245L105 242L106 241L105 240L106 234L104 236L105 231L104 232L102 231L103 228H102V230H100L101 228L99 226V222H97ZM114 223H116V222H114ZM166 223H167V221H166ZM166 223H162V224H166ZM177 223H179V221ZM195 223H196V220L192 224H195ZM210 223H208V224H210ZM212 223H211V226H212ZM228 223H231V222L228 220ZM256 223L257 222H255V225H256ZM150 224L151 223L148 222L147 225L149 226ZM156 224H157V222H156ZM162 224H160V225H162ZM167 224H169V223H167ZM173 224L176 226V223H173ZM173 224H171V225L173 226ZM199 224L202 225V223H198V224H196V226ZM203 224H205V223L203 222ZM221 224H219V226ZM227 224H224V225H227ZM75 225H76V223H75ZM75 225H73V227ZM106 225H108V222ZM117 225H119V223ZM181 225H184V223ZM188 225H187V227H188ZM214 225L212 226V228L213 227L216 228V225L215 226ZM12 226L10 224L3 226V224L0 223V236L5 237L8 234V232L11 230L10 227H12ZM16 226L19 227V230L18 229L17 230L19 232H21V234H15V236L12 237V240H11L12 242L10 241L11 245L8 244L6 247L0 246V264H17L18 262H19V264H28L26 255L18 256V255H16L15 252L18 250L19 247H22L23 249L26 248L25 245H26V240L28 238H29V240L33 239L34 236L30 235L29 230L27 228L28 227L34 228L35 226H31V225L27 226L24 223L18 224ZM76 226H78V225H76ZM103 226H104V224H103ZM112 226H113V224H112ZM133 226H134V224H133ZM151 226H152V224H151ZM177 226H178V224H177ZM185 226L186 225H184V227ZM202 226H197V228L202 227ZM209 226H206L205 229H203V230L205 231L206 228ZM93 227H95V226H93ZM157 227L156 228L159 229V226H157ZM162 227L165 230V227L163 225H162ZM162 227H160V229H159V230H161V232L163 230V229H161ZM179 227H180L179 229H181V228L184 229V227H182V226H179ZM187 227H186V229H187ZM228 227H229V225H228ZM8 228H10V229H8ZM117 228H120V227H117ZM194 228L195 227H193L192 230ZM202 228H201V230H202ZM83 229H86V227ZM115 229H116V226H115ZM136 229L138 230V228H136ZM152 229H154V228L152 227ZM177 229H178V227H177ZM186 229H185V231H186ZM210 229L211 228H209V230ZM219 229H220V227H219ZM74 230H76V228ZM198 230H199V228H198ZM89 231H90V229H89ZM134 231H135V229H134ZM141 231H143V230H141ZM156 231H155V233L158 232V231L157 232ZM166 231H167V229H166ZM169 231H171V230H169ZM179 231H181V230H179ZM196 231H194V232H196ZM207 231H208V228H207ZM207 231H206V233L208 235L209 232H207ZM222 231H223V228H222ZM222 231H220V232H222ZM226 231H228V230H226ZM226 231H223L224 234H226ZM231 231H232V229H231ZM231 231L229 233H232L235 230H233L232 232ZM241 231L243 234L244 231L243 230H241ZM77 232H80V231H77ZM172 232H173L172 234L175 233L174 230H172ZM176 232H178V230H176ZM194 232L191 231V233H194ZM200 232L201 231L199 230V233ZM220 232H219V234H221ZM223 232H222V235H224ZM83 233H85V232L83 231L82 234ZM88 233L89 232H87L86 234H88ZM115 233H118V232H115ZM129 233H131V232H129ZM133 233H132V235H133ZM143 233L145 234V232H143ZM155 233H154V235H155ZM158 233H160V231ZM165 233H164V235H165ZM180 233L182 234V232H180ZM199 233H198V235H199ZM216 233H217V231H216ZM90 234H91V231H90ZM166 234H168V233H166ZM188 234H190V233H188ZM132 235H130V236L133 237L134 235H136V233L133 236ZM158 235H160V234H157V236ZM183 235L184 234H182V236ZM187 235H186L187 240L186 239L185 240H186V242L187 241L189 242L190 238H188ZM198 235H197V237H195L196 242H197L196 245L198 244V242H200V241H197V239L199 237ZM202 235H200L202 238L199 237V239L204 240ZM218 235L216 234V236H218ZM239 235H241V234H239ZM243 235H245V234H243ZM72 236H74V235H72ZM138 236H141V235H138ZM175 236L172 238H175ZM189 236L191 237L192 235H189ZM210 236H211V232H210ZM214 236H215V234H214ZM69 237H70V235H69ZM76 237H78V236L76 235ZM79 237H80V233H79ZM82 237H84V236H82ZM170 237H171V235H170ZM178 237H179V235H178ZM204 237H205V233H204ZM206 237L209 238V235ZM220 237H223V236H220ZM92 238H94L93 235H92ZM164 238H163V240H164ZM184 238H185V235H184V237L181 238V240L182 239L184 240ZM211 238L212 237H210L209 240H213V239L215 240L216 239L214 237L212 239ZM77 239L78 238H76V240ZM80 239H82V238H80ZM85 239H86V236H85ZM137 239H138V237H137ZM140 239L142 240V238H140ZM217 239H220V238L218 237ZM141 240L139 241L140 244L144 241V239L142 242H141ZM165 240H164V242H165ZM173 240L175 241V239H173ZM145 241H147V240H145ZM79 242L83 243V241H81V240ZM95 242H93V243H95ZM168 242L171 244L170 241H168ZM168 242H165V243H167V245H168ZM175 242L176 243L178 242V244H180L179 240L175 241ZM201 242L204 243L202 240H201ZM210 242H212V241H210ZM219 242H220V240H219ZM219 242L217 240V243L220 245L221 242L220 243ZM69 243H70V240H68V245H69ZM91 243H92V240H91ZM147 243H149V242H147ZM147 243H145V245H149ZM183 243H185V242H183ZM207 243H209V242H207ZM85 244H88V242L84 243V246H85ZM209 244H207V245H209ZM213 244H216V243H213ZM91 245H93V244H91ZM91 245H90V248H91ZM174 245H176V244H174ZM188 245H189V243H188ZM207 245H203L201 247H208ZM73 246L74 245L72 243V248H73ZM78 246L81 247L80 243ZM96 247H97V245H96ZM148 247L149 246H147V248ZM181 247L182 246H180V248ZM212 247H214V246H212ZM220 247H221V245H220ZM86 248L89 249V247H86ZM171 248H169V249H171ZM177 248H178V246H177ZM187 248H188V246H187ZM196 248L200 250V248H198V246ZM196 248L194 247V251L196 250ZM215 248H217V247H215ZM69 249H71V248H69ZM76 249H77V247L76 248L74 247L73 250H76ZM92 249H94V248H92ZM179 249H177V250H179ZM58 250H56V251H58ZM67 250H68V248H67ZM80 250L82 251L83 249H80ZM171 250H169V252ZM222 250H224V249H222ZM226 250H227V248H226ZM60 251L62 253H60ZM88 251H90V250H88ZM204 251L205 250H202L201 253ZM210 251H211V249H210ZM71 252H73V251H71ZM83 252H85V251H82V253ZM94 252H96V251L94 250ZM147 252L150 253V249H148ZM173 252H171V253H173ZM196 252L198 253V250ZM164 253H167V250ZM171 253H169V254L172 255ZM178 253H179V251H177L176 254H178ZM183 253H184V251H183ZM183 253H182V255H184L185 257L186 256L188 257L189 254L186 255ZM204 253H206V252H204ZM212 253H214V251ZM216 253H217V251H216ZM216 253H214V254H216ZM176 254H174V256H173L174 258H175V256H177ZM68 255L70 256V254H67V256ZM151 255H152V252H151ZM63 256H64V254H63ZM47 257H48L47 255H42L39 258L38 264H49L50 260H49V262H47L46 261V260H48ZM72 257H71V259H72ZM168 257H169V255H168ZM178 257H179V255H178ZM178 257H176V258H178ZM170 258H171V256H170ZM64 259H65V257H64ZM64 259H61V262ZM66 259H68V257ZM181 259L183 260V258H181ZM184 259H186V258H184ZM189 259H190V255H189L188 260ZM182 260L179 263L176 261V263L182 264ZM201 260L205 261V260H203V258ZM65 261L68 263V262H70V259H69V261L64 260L63 262H65ZM198 261L199 260H197V262ZM202 261L201 262L199 261L200 264L203 263ZM52 262H50V263H52ZM195 262H196V260H195ZM197 262H196V264H197ZM56 264H61V263H56ZM70 264H71V262H70ZM97 264H104V262H98ZM187 264H189V263H187ZM190 264H192V262Z\"/></svg>", "mask_w": 264, "mask_h": 264}]
</instances>
